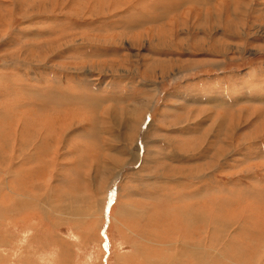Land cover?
Wrapping results in <instances>:
<instances>
[{
    "label": "rangeland",
    "instance_id": "rangeland-1",
    "mask_svg": "<svg viewBox=\"0 0 264 264\" xmlns=\"http://www.w3.org/2000/svg\"><path fill=\"white\" fill-rule=\"evenodd\" d=\"M263 79L264 0H0V264H264Z\"/></svg>",
    "mask_w": 264,
    "mask_h": 264
},
{
    "label": "bare ground",
    "instance_id": "bare-ground-1",
    "mask_svg": "<svg viewBox=\"0 0 264 264\" xmlns=\"http://www.w3.org/2000/svg\"><path fill=\"white\" fill-rule=\"evenodd\" d=\"M240 10H241V9H240ZM261 81H262V80H261ZM260 84H261V83H260ZM257 86H258V85H257ZM261 90H262V89H261ZM250 91H251V90H250ZM253 92H254V91H253ZM254 94L260 96L261 91H260V94H258V93H254ZM263 95H264V94H263ZM233 96H234V95H233ZM251 97H252V96H251ZM255 99H256V98H255ZM143 101H144V100H143ZM139 109H140V108H139ZM134 117H135V116H134ZM241 117H242V116H241ZM136 119H137V118H136ZM141 120H142V119H141ZM138 125H139V124H138ZM108 130H109V129H108ZM15 147H16V146H15ZM15 147L13 148V151L15 150ZM230 147H231V146H230ZM20 150H21V149H20ZM13 151L11 150L10 152H13ZM217 151H218V149H217ZM219 151H220V150H219ZM17 153H18V152H17ZM21 154H22V153H21ZM11 155H12V157H15V156H13V155H14L13 153H12ZM18 156H20V155H18ZM216 156H217V155H216ZM20 157H22V156H20ZM15 158H16V157H15ZM11 159H12V158H11ZM24 161H25V160H24ZM209 163H210V162H209ZM12 172H13V171H12ZM216 202H217V201H216ZM250 204H251V203H250ZM193 207H194V206H193ZM193 207H192V208H193ZM213 207H214V206H213ZM189 208H190V207H189ZM214 208H215V207H214ZM202 211H203V210H202ZM193 212H194V211H193ZM193 212H192V213H193ZM204 212H205V211H204ZM210 212H212V211H210ZM210 212H209V213H210ZM206 214H207V213H206ZM196 215H197V214H196ZM188 218H189V217H188ZM195 218H196V216H195ZM190 219H191V218H190ZM190 219H189V220H190ZM195 220L198 221L197 219H195ZM195 220H194V221H195ZM181 222H183V221H181ZM199 222H200V221H199ZM182 224H184V222H183ZM172 225H173V224H172ZM181 226H182V225H181ZM184 226H185V225H184ZM171 228H173V227H171ZM183 228H184V227H183ZM172 231H173V230H172ZM177 231H178V230H177ZM183 231H184V230H183ZM248 231H249V229H248ZM181 232H182V231H181ZM177 233H178V232H177ZM197 233H198V232H197ZM174 234H175V233H174ZM183 234H184V233H183ZM175 235H176V234H175ZM185 235H186V234H185ZM185 238H186V237H184V239H185ZM213 239H214V238H212V240H213ZM226 240H227V239H226ZM230 243L232 244V240H231ZM179 244H180V243H179ZM197 244H198V243H197ZM229 245H230V244H229ZM253 245H254V244H253ZM262 245H263V244H262ZM178 246H179V245H178ZM199 246H200V245H199ZM250 246H251V245H250ZM226 247H227V246H226ZM230 247H231V246H230ZM232 247H234V245H233ZM244 247H245V246H244ZM246 249H247V248H246ZM246 249H245V250H246ZM252 249H253V248H252ZM171 250H172V249H171ZM193 250H194V249H193ZM193 250H192V251H193ZM227 250H228V249H227ZM227 250H226V251H227ZM189 251H190V250H189ZM192 251H191V252H192ZM208 251H209V250H208ZM171 252H172V251H171ZM198 252H199V251H198ZM210 252H211V251H210ZM210 252H209V253H210ZM194 254H195V253H194ZM202 254H203V252H202ZM178 255H179V254H178ZM202 256H203V255H202ZM170 257H171V255H170ZM223 258H224V257H223ZM198 259H199V258H198ZM224 259H225V258H224ZM171 260H172V259H171ZM202 260H203V259H202ZM177 261H178V260H177ZM180 261H181V260H180ZM181 262H182V261H181ZM170 263H171V262H170ZM172 264H174V263H172Z\"/></svg>",
    "mask_w": 264,
    "mask_h": 264
},
{
    "label": "crops",
    "instance_id": "crops-1",
    "mask_svg": "<svg viewBox=\"0 0 264 264\" xmlns=\"http://www.w3.org/2000/svg\"><path fill=\"white\" fill-rule=\"evenodd\" d=\"M250 77H251V76L249 75V73H247V74L245 75V79H246V80H248V79L250 80ZM263 80H264V79H263ZM239 84H241V83H239ZM242 84H245V82L243 83V81H242ZM246 84H247V83H246ZM215 85H216V83H215ZM216 86H217V85H216ZM242 86H243V85H241L240 87H242ZM246 86H247V85H246Z\"/></svg>",
    "mask_w": 264,
    "mask_h": 264
},
{
    "label": "water",
    "instance_id": "water-1",
    "mask_svg": "<svg viewBox=\"0 0 264 264\" xmlns=\"http://www.w3.org/2000/svg\"><path fill=\"white\" fill-rule=\"evenodd\" d=\"M109 206V203H108V205H107V207Z\"/></svg>",
    "mask_w": 264,
    "mask_h": 264
}]
</instances>
